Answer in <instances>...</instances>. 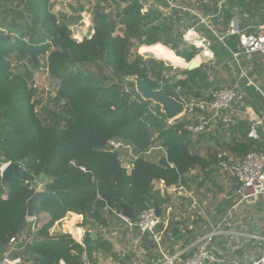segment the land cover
Returning <instances> with one entry per match:
<instances>
[{
  "label": "trees",
  "instance_id": "1",
  "mask_svg": "<svg viewBox=\"0 0 264 264\" xmlns=\"http://www.w3.org/2000/svg\"><path fill=\"white\" fill-rule=\"evenodd\" d=\"M3 1L0 0V164L16 163L21 169L7 184L0 176V255L12 237L27 229V202L35 194V181L44 176L50 182L36 201V218L45 214L49 219L38 231L40 239L30 261L85 264L84 254L89 261L101 245L93 248L87 236L84 249L71 236L50 235L54 225L68 213L83 215L86 224L106 227L110 216L117 218L111 209L122 213L120 204L125 202L133 208L132 221L136 222L151 204L163 208L167 203L154 190L156 182L186 187L193 171L210 165L194 152L196 135L185 129L188 122L170 125L161 108L142 100L129 79L140 77L153 89L164 84L168 96H182L187 102L192 96L202 99L213 84L203 65L196 72H184L185 80L170 84L172 78L164 63L142 56L131 58L133 42L138 46L161 44L183 55L178 41L181 17L163 18L158 9L146 8L143 0H113L119 6L124 4L117 17L98 12L102 26L95 29L91 39L82 42L73 39L67 16L53 13L51 0H11L13 7ZM230 3L245 15L251 8H259L264 0ZM224 17L226 21L232 19L231 10ZM118 25L123 27V35L116 34ZM228 44L236 49L238 38H229ZM24 61L36 68L44 67L55 81L56 101L62 104V110L51 113L48 125L36 111L38 102L31 85L15 72ZM88 65H95L96 72L84 70ZM230 131L231 142L217 145L227 148L235 159L255 148L264 149V141L249 139L245 123ZM117 139L131 143L138 152L159 142L166 149V157L159 164L139 159L128 173L118 154L107 150L109 142ZM221 159L229 162L228 156ZM171 231L175 235L180 232L176 228ZM19 254L22 252L15 255Z\"/></svg>",
  "mask_w": 264,
  "mask_h": 264
},
{
  "label": "crops",
  "instance_id": "2",
  "mask_svg": "<svg viewBox=\"0 0 264 264\" xmlns=\"http://www.w3.org/2000/svg\"><path fill=\"white\" fill-rule=\"evenodd\" d=\"M234 11L236 12V9H234ZM233 19H235L234 16L229 21H226L225 17L222 22L215 20V28L220 33H225ZM5 30H8V28L5 27ZM207 37L212 45V55L207 51L204 54H200V56L202 57V55H205V60L210 58L207 63L209 64L211 73L213 70L214 72L217 71L218 68L227 71L224 80L220 81V87L231 85L230 83H227L228 81L226 79H229L230 76L234 80L233 85H237L238 99L234 105V112H226L222 114L208 132L202 136L194 137V152L199 153V155L210 165L206 169L197 168L193 171L191 175L187 177L189 181L188 186L186 187L181 185H167V187L171 188L169 193L160 189V183L155 184L154 190L159 191L161 197L167 200V203L161 208L162 223L159 227V231L161 232V243L168 256H173L182 249L197 242L202 236L221 232V234L213 237L211 243L212 249L221 260V263L219 264H245L256 254L254 252H256L257 244L255 241L249 240V237L260 232L258 229V215H256V211H263L261 204H259L261 200L251 199L244 201L238 196L237 191L234 190V188L228 190L227 184H221L220 187L214 188L216 186L212 182L216 175L219 176V173L228 169L229 165L232 164L230 163V160L236 158V156L229 151L228 153L222 152L223 154L228 155L229 162L226 163L221 161L222 153L217 142H220V144L231 142L230 130L240 123H245L249 128L251 120L247 115V109H251L255 115L259 117L264 113V105H262L263 102L259 97L261 96L263 98L264 95V60L260 55H253L252 57L242 59V67L247 70L254 79L253 82L250 78L252 81V84H250L246 79L241 78L240 70L231 64L232 58L224 47L222 48L225 55L217 57L219 50L216 49V45H220L212 35L209 34ZM220 52H222V50H220ZM179 63L182 65L186 64L183 59ZM206 73L209 78L211 73L208 70H206ZM261 73L263 75H261ZM258 88L261 90V93L258 91ZM199 114L198 118H195V122H198L199 118L202 116ZM239 139L241 140L242 137H239ZM155 143L158 144V146L155 147V150H153V147L149 148L152 152L148 155L150 159L147 161L159 164L160 161L165 158V154H158L156 158V153H154V151H160L157 148L162 145L159 142ZM212 145H214V148H211ZM153 159L157 160L155 161ZM228 170L232 173V169ZM37 179H40L47 184L50 182V180L44 176ZM228 194L229 196L227 198ZM230 195L236 197L235 202L237 203L233 207L236 211V213L234 212L235 220L231 219V222L228 224L233 222L237 227L239 225V223H236L237 220H241V224V222H245V220H249L250 217H253L251 219L252 222L250 223V227L240 229L237 227L238 230L234 233L233 231H225L223 229L225 221L228 219L222 211V206L227 203V199H232L233 196ZM188 198H193L192 204H190ZM214 199L215 201H213ZM229 203L231 204V202ZM252 212L253 214H251ZM48 219V216L43 214L37 219L35 224L28 225L25 230L28 242L24 248L17 251L22 252V255H20L21 253L15 255L17 253L15 252L10 256L11 259L22 258L23 262H26L28 259L29 261L27 264H32L30 260L34 255L33 248L40 239L38 237V231L47 223ZM74 226L80 227L86 232L85 238L83 239L84 246L87 236H90L92 239L90 245L93 248L101 245L95 250L94 259H100L102 254L106 256L105 249L112 248L111 246H113L114 250L111 251L114 252L113 254L121 262L120 264H164V258L154 242L149 240L146 236H141L139 231L130 230L124 222L112 216L108 219V225L106 227H101L90 222L86 224L83 215L68 213L66 218L54 225L50 230V235H70ZM174 228L180 230L178 235L172 233L171 229ZM232 234L235 235V239L232 238L234 240L232 243L233 247L231 246L232 248L227 250L224 249V252L222 247L224 248L227 246L229 238L227 236ZM234 235L232 236L234 237ZM27 245L29 246L28 249ZM228 250H231V252ZM6 251L7 248L1 252V261L5 259L4 254ZM230 256H232V259H230ZM107 257L108 256H106V258ZM109 259H113V256L109 255Z\"/></svg>",
  "mask_w": 264,
  "mask_h": 264
},
{
  "label": "built area",
  "instance_id": "3",
  "mask_svg": "<svg viewBox=\"0 0 264 264\" xmlns=\"http://www.w3.org/2000/svg\"><path fill=\"white\" fill-rule=\"evenodd\" d=\"M232 0H143V4L146 8L154 7L158 9L163 18L181 17L187 15L196 18L197 22L191 26H188L182 41L184 44L191 45L197 50H201L202 53L211 52V42L209 41L206 32L212 35L219 44H221L232 58L231 64L240 70L241 78L246 79L250 84L252 81L248 76L247 70L242 67V59L249 58L253 55H260L264 60V23L257 27H243L241 28L238 21L233 19L230 26L225 33H220L214 25V21H224L225 12L228 10V3ZM206 6V8H205ZM183 21L180 19V22ZM188 20H186L187 23ZM80 32V31H79ZM77 32L73 39L77 42H82L84 39H91L95 33V28L92 32ZM232 37L238 38V45L236 49H232L228 44V39ZM198 54V55H200ZM197 55V56H198ZM207 61L204 62L206 64ZM231 65V66H232ZM261 93V90L258 88ZM180 102L185 104V112L174 121H168L170 125L174 124L181 117L185 116L186 124L185 129L194 134L202 135L209 131V129L215 125L222 114L226 112H234V105L238 99L237 85L222 86L218 89L210 90L206 95L197 101L187 102L184 97L179 96L176 98ZM264 100V95H263ZM200 113V114H199ZM198 114L202 115L198 122H195V118H198ZM247 115L250 117L251 123L249 125L248 137L253 141H264V113L262 116H256L251 109H247ZM184 121V120H183ZM263 135H262V134ZM161 150L166 157V149L161 146L157 148ZM107 150L116 152L119 156L122 167L130 173L137 160H139L138 151L136 148L128 142L123 140L110 141ZM155 150V148H153ZM152 151L146 152L150 155ZM228 156L222 154L221 157ZM11 162L0 164V176L7 165ZM233 163L232 174L237 181V194L242 200L247 201L251 199H260L264 206V149L254 150L247 153L241 159L230 160ZM159 183V182H156ZM155 183V184H156ZM154 184V186H155ZM160 189L166 193L170 192V187L166 184L160 183ZM161 209V208H160ZM113 214L118 219L124 222L130 230H137L141 236H146L154 242L160 250L164 264H219L220 258L216 255L212 249L211 243L215 235L221 234L217 232L202 236L197 242L189 245L187 248L182 249L180 252L173 256H168L161 243V232L159 226L161 225V213L160 217L156 216L155 204H151L146 210H144L134 222L132 219H127L122 216V213H117L116 210L111 209ZM36 217L28 218L29 224H35ZM86 232L80 227H73L71 238L84 249L86 248L83 243ZM252 241L259 244V254L252 256V258L245 264H264V236L251 235L249 237ZM28 242L25 231L22 234L16 235L9 240L7 251L4 254L5 259L0 264H22V258L11 259L10 256L15 252L24 248ZM86 254H84L85 264H92L86 260ZM60 264H65L61 261Z\"/></svg>",
  "mask_w": 264,
  "mask_h": 264
},
{
  "label": "rangeland",
  "instance_id": "4",
  "mask_svg": "<svg viewBox=\"0 0 264 264\" xmlns=\"http://www.w3.org/2000/svg\"><path fill=\"white\" fill-rule=\"evenodd\" d=\"M9 5L10 7H13V3L11 0H4L3 4ZM51 5H52V11L54 14L60 15V14H64L67 16L68 20V25L70 27L71 30H73L74 35L77 34V32H92L94 27V21L96 18H98L97 14L98 12H102L104 14H114L115 17H117L116 13L119 11L120 8H122L124 6V4H122L121 6L114 4L113 0H108V1H104V0H51ZM4 7V5H2ZM228 9L231 10V12L233 13V16L237 19L238 24L241 28L243 27H257L260 24L264 23V4L260 5L259 8H251L249 10V12H247V14L244 15V13L241 11V9L236 6L233 5L232 3H228ZM234 9H236V12L234 11ZM117 20V19H116ZM181 24H180V33H179V47L182 50V56H178L176 51L171 49L170 47H167L168 49H170L172 51L173 54H175L177 57H179L178 62H173V58H175L174 55H171V52H167L166 54H164V57L160 58H156V56L148 53L145 48L148 46H138L137 43H131V48H130V56L131 58H134L136 56H142L144 59L149 60V59H154L157 62H162L165 64V66L167 68H169L168 71V75L172 78V81L170 84H174L175 82L179 81V80H185L186 76L184 75V72L187 71V67L189 65V63L198 55L200 54L202 51L201 50H197L196 48L192 47L191 45L188 44H184L182 41V36L184 35L185 31L187 30L188 26H191L193 24H195L197 22L196 18L191 16L185 15L182 16L181 18ZM186 20L187 23H186ZM118 24V23H117ZM4 29V27H3ZM123 27L119 26L117 27V35H123ZM254 30V28H253ZM79 32V33H80ZM82 34V33H80ZM206 35L209 36L208 32H206ZM220 46L216 45V49L219 50L217 53V57L225 55V52H223V46L221 44H219ZM154 46V45H153ZM166 47V46H164ZM221 47V48H220ZM150 48V46H149ZM194 50V52H193ZM220 50H222V52H220ZM204 54V53H202ZM184 60V62L186 64L182 65L181 60ZM208 59V58H207ZM207 59L205 61H207ZM41 60H43L41 58ZM204 61V60H203ZM79 67V66H78ZM205 70H208L211 73L209 64H204L203 65ZM84 70H90L91 72H96L97 68L95 65H88L84 68ZM17 74H20L22 77H24L28 83L31 85V88L33 89L34 92V100L37 103L36 105V111L40 117V119L44 122V124L48 125L51 122V113L52 112H61L62 110V104H58L56 101V90H55V81L52 80L48 74V72L44 69V67H35L33 64H31L29 61H24L22 63H20V66L18 67V69L15 71ZM227 75V71L221 68H218L217 71L213 72L210 74L209 76V81L213 84V87L211 88V90L213 89H217L221 86L220 81L224 80V78ZM261 75H263L261 73ZM248 76L251 78V80L254 82L253 76L248 73ZM227 79V83H230L231 85H233L234 80L233 78H231L229 76V79ZM209 92V91H207ZM206 92V93H207ZM200 98L197 97H190L189 102L192 101H197ZM179 120L183 121L186 120V117L183 116L181 117ZM225 145V143L223 144ZM156 146H158V144H154L151 146V148H155ZM211 148H214V145L211 146ZM220 148V147H219ZM221 149V153L223 152H227L228 150L227 148H220ZM149 151L151 149H148ZM148 150L146 152H148ZM214 151V150H213ZM146 152L142 151V152H138V156L139 159H145V160H149L150 157L146 154ZM154 153H156V158L158 154L163 153L161 150L160 151H154ZM222 153V154H223ZM153 160H157V159H153ZM233 163L229 165L228 169H232L233 170ZM226 170L223 171L221 173H219V176H215V178L213 179V184L216 186L214 188H218L221 186V184H227V188L228 190L230 188H234V190H237V181L234 178L233 174L230 172V170ZM224 170V169H223ZM224 182V183H223ZM47 183L41 181L40 179H37L36 183H35V189L37 190H44L46 187ZM229 194L227 195L228 198ZM233 196V195H230ZM212 198V196H211ZM236 197L233 196L232 199H227V203H225L222 208H223V213L224 215H226V218L228 219L227 221H225L224 227L223 229L225 231H233L237 232L238 229L240 228H247L250 227V223L252 222L251 219L253 217H250V219L245 220V222H241V220H237L236 223H239V225L237 227L234 225V223H230V220H235L234 214L236 213L235 208H233L237 202H235ZM215 201V199L213 200ZM212 201V202H213ZM210 202V203H212ZM231 202V204L229 203ZM263 211L262 212H257L256 211V215L257 219H258V229H259V233L256 234V236H264V206L262 201H260V203ZM233 212V214H232ZM235 212V213H234ZM253 214V212L251 213ZM228 215V217H227ZM237 216V215H235ZM228 224V225H227ZM234 235V234H232ZM232 235H229L227 237L228 238V243L226 247H222L223 251L224 249L227 250L229 248H232V243H233V239H235V235L234 237ZM226 237V238H227ZM233 238V239H232ZM251 240V239H249ZM252 241V240H251ZM256 253L255 256H257L260 252L259 250V244L256 242ZM111 246V245H109ZM232 246V247H231ZM112 248L109 249H105V253L106 256H108L106 258L105 255L102 254V257L100 259H90L89 262L92 264H120L121 262L117 259V257L113 254L114 252H112L111 250L113 249V246H111ZM259 247V248H258ZM255 250V249H254ZM231 252V250H228ZM225 252V251H224ZM112 253V254H111ZM109 255L113 256V259H109ZM229 255V254H228ZM231 257V258H230ZM229 258L232 259V256H230ZM22 264H27V262H23Z\"/></svg>",
  "mask_w": 264,
  "mask_h": 264
},
{
  "label": "water",
  "instance_id": "5",
  "mask_svg": "<svg viewBox=\"0 0 264 264\" xmlns=\"http://www.w3.org/2000/svg\"><path fill=\"white\" fill-rule=\"evenodd\" d=\"M215 1V0H210ZM102 26V22L99 18H96L94 21L95 29H99ZM201 56H196L188 65L187 71L196 72L205 61L199 59ZM199 59V61H198ZM134 83L136 92L140 95L142 100L146 102H152L155 105L161 108V112L165 115L168 121H174L180 117L185 112V104L177 100L175 97L168 96L166 94V87L164 84L159 89H153L148 82L144 79L134 76L129 79ZM21 165L16 163H9L5 170L2 173V180L5 184L10 181H13L15 175L20 171ZM169 186V185H168ZM44 192V190L35 191L34 196L27 202V217L33 218L36 217V201L38 197ZM190 204L193 203V198H188ZM122 207V216L127 219H132L134 215V210L125 202H121ZM156 207V216L160 217L161 209L155 204ZM93 237V234H92Z\"/></svg>",
  "mask_w": 264,
  "mask_h": 264
},
{
  "label": "bare ground",
  "instance_id": "6",
  "mask_svg": "<svg viewBox=\"0 0 264 264\" xmlns=\"http://www.w3.org/2000/svg\"><path fill=\"white\" fill-rule=\"evenodd\" d=\"M145 50L148 52V53H150V54H152V55H154V56H156V58H158V57H160V58H162V57H164V54H166L167 52H171V55H174L175 56V58H173V62H178V57L175 55V54H173L172 53V51L170 50V49H168L167 47H164L163 45H161V44H156V45H154V46H150V48H149V46L148 47H146L145 48ZM210 54V53H209ZM208 54V55H209ZM200 56V55H199ZM199 59H203V60H205V55H202V57L201 58H199ZM199 59H198V61H199Z\"/></svg>",
  "mask_w": 264,
  "mask_h": 264
}]
</instances>
